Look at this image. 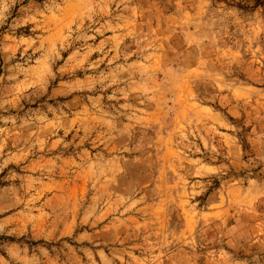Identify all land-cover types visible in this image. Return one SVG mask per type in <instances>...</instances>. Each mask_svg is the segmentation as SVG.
I'll return each instance as SVG.
<instances>
[{
    "label": "rangeland",
    "instance_id": "374dc122",
    "mask_svg": "<svg viewBox=\"0 0 264 264\" xmlns=\"http://www.w3.org/2000/svg\"><path fill=\"white\" fill-rule=\"evenodd\" d=\"M0 264H264V0H0Z\"/></svg>",
    "mask_w": 264,
    "mask_h": 264
}]
</instances>
